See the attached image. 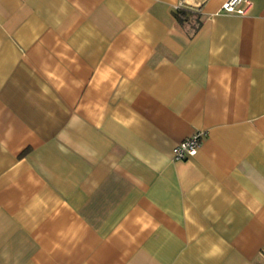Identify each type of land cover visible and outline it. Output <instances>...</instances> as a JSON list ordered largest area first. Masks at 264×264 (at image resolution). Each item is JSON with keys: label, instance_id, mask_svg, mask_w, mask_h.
<instances>
[{"label": "crops", "instance_id": "0c3cea01", "mask_svg": "<svg viewBox=\"0 0 264 264\" xmlns=\"http://www.w3.org/2000/svg\"><path fill=\"white\" fill-rule=\"evenodd\" d=\"M226 1L0 0V264H264V0Z\"/></svg>", "mask_w": 264, "mask_h": 264}, {"label": "built area", "instance_id": "2783aa9c", "mask_svg": "<svg viewBox=\"0 0 264 264\" xmlns=\"http://www.w3.org/2000/svg\"><path fill=\"white\" fill-rule=\"evenodd\" d=\"M188 6L189 5L186 3V0H180L178 5L175 7V10L181 14V12L190 8ZM252 8L253 4L248 0H227L223 3L220 12L246 16L251 12ZM203 136L204 135L201 132L196 133L195 135L178 144L173 150L174 160L184 161L188 158L196 156L199 152Z\"/></svg>", "mask_w": 264, "mask_h": 264}, {"label": "trees", "instance_id": "16d2710c", "mask_svg": "<svg viewBox=\"0 0 264 264\" xmlns=\"http://www.w3.org/2000/svg\"><path fill=\"white\" fill-rule=\"evenodd\" d=\"M181 15H183V16H187V13L186 12H181ZM177 17H179V16H177ZM178 21H180L181 23L183 22V20L180 18H178Z\"/></svg>", "mask_w": 264, "mask_h": 264}, {"label": "rangeland", "instance_id": "374dc122", "mask_svg": "<svg viewBox=\"0 0 264 264\" xmlns=\"http://www.w3.org/2000/svg\"><path fill=\"white\" fill-rule=\"evenodd\" d=\"M176 11V10H175ZM177 12V11H176ZM178 13V12H177ZM179 14V13H178Z\"/></svg>", "mask_w": 264, "mask_h": 264}]
</instances>
